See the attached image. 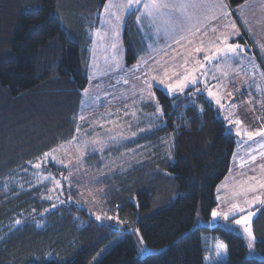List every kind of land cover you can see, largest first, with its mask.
<instances>
[{"label": "trees", "instance_id": "1", "mask_svg": "<svg viewBox=\"0 0 264 264\" xmlns=\"http://www.w3.org/2000/svg\"><path fill=\"white\" fill-rule=\"evenodd\" d=\"M106 2L0 0V264H88L122 228L82 207L75 187L62 185L49 200L44 184L26 178L42 155L74 136L90 31ZM142 34L133 11L123 32L127 66L146 49ZM198 88L171 96L155 87L159 106L148 115L155 128L129 145L139 162L98 180L106 212L118 210L128 229L97 264H264V204L253 220L260 257L249 254L243 235L212 222L238 141ZM89 156L93 170L102 167L98 153ZM46 167L60 175L56 163ZM142 241L152 251L139 257ZM219 243L226 250L217 255Z\"/></svg>", "mask_w": 264, "mask_h": 264}, {"label": "rangeland", "instance_id": "2", "mask_svg": "<svg viewBox=\"0 0 264 264\" xmlns=\"http://www.w3.org/2000/svg\"><path fill=\"white\" fill-rule=\"evenodd\" d=\"M107 2L106 7L109 4L113 6L108 12L104 9L98 27L90 31L92 42L89 80L83 91L74 136L70 140L60 142L47 152L48 156L42 155L32 164L26 177L32 180L29 184H44L48 190L45 198L49 200L56 199L65 189L62 185L75 187L81 194L79 204L82 207L104 223L122 226L119 234L104 245L88 264H97L106 252L124 238L125 230L128 229L126 227L128 218L122 217L118 210L106 212L100 202L101 190L96 186L98 180L139 162L137 154L129 149V145L138 133L155 128L148 117L152 116L150 107L159 106L154 88L159 87L171 96L180 94L182 92L166 91V86L181 81L186 75L190 78L194 75L198 82L195 85L189 83L184 91L199 85L198 92L204 94L206 99L214 104L224 119L227 130L234 133L238 141L236 153L234 152L231 160L229 176L227 175L225 182L223 180L217 188L219 189L217 201L219 198L220 202L216 210L228 211L232 204H239L247 211L264 202V187H261L264 178L253 175L255 164L264 170V159L256 161L259 158L257 156L253 159L255 152L260 150L264 155V135L251 137L248 135L264 132V9L256 8L259 1L250 0L243 5L240 4L241 6L230 4L229 9L232 10L229 14L226 7H214L211 10L209 7H199L190 10L192 15L190 23L193 25L196 24L197 18L201 21H204L205 17L216 18L198 25L200 31L195 32L193 29L195 34L185 32L184 39L176 36V40L172 39L171 35L166 36L163 32H157V26L163 17H156L154 20L146 14L145 8L140 11L138 9V21L146 49L132 66L125 63L124 23L127 16L136 11L140 4H136V9L133 7L125 12L119 7L123 0ZM150 2L151 0L147 1ZM191 2L226 6L227 0ZM162 11L167 13L168 10ZM117 16L120 17L119 20L116 19ZM227 18L228 27L225 21ZM219 21L222 22L221 29H216L213 36L208 34L207 24L213 27ZM235 35L237 40L233 42L231 39ZM225 36L228 37L227 43L237 44L243 51L238 49V54H229L227 62L219 58L205 61L203 59L205 54H211L215 50L214 45L217 41L224 47ZM177 40L179 42H176ZM197 47H202L205 51L197 53L195 51ZM223 55L224 53L219 54ZM200 63L204 64V68L199 67ZM193 69L196 71L193 72ZM146 80L152 85L150 89L144 82ZM160 80L164 81L163 85ZM209 90L214 93L213 96L208 95ZM217 98L220 104L216 103ZM158 113L160 114V111ZM132 123L136 125L135 129L126 125ZM123 145L127 148L122 147ZM135 149L146 148L138 145ZM94 153L100 156L96 163L100 161L102 167L98 168L99 165H96V169L93 170L89 155ZM49 162H54L61 168L59 176L46 170ZM38 163L40 166L37 168ZM249 213L252 214V227L254 211L236 212L234 215L230 214L227 220L218 216L214 218V222L222 221L220 224L224 228H232L241 233L249 247V237L243 225L235 223V219ZM199 216L200 211L196 226L202 223ZM18 221L20 223V219ZM249 249L251 254L260 257L254 241ZM151 251L152 249L142 241L138 255L143 257Z\"/></svg>", "mask_w": 264, "mask_h": 264}, {"label": "snow or ice", "instance_id": "3", "mask_svg": "<svg viewBox=\"0 0 264 264\" xmlns=\"http://www.w3.org/2000/svg\"><path fill=\"white\" fill-rule=\"evenodd\" d=\"M140 2L141 0H123V2L119 5V7L123 9L125 12H128L129 9H132L134 4H138ZM112 6L113 5L109 4V6L105 8V12H108L109 8ZM199 7H209V9L211 10L214 7L224 8L226 6L223 4L212 5V6L205 5V4H197V3L191 2V0H171V2H169V0H151L150 3L144 4V8L148 16L153 17L154 20L156 17H163L159 25L157 26V32L158 33L163 32L164 35L166 36L171 35L172 39L174 40H176V36H180L181 39H184L185 32H190L192 34H195V32L200 31V28L198 25L203 24L205 21H210L211 19L216 18L215 16L205 17L204 21H201L199 20V18H197L196 24L195 25L191 24L190 21L192 20V15L190 14V10H193ZM163 9H167L168 10L167 13L163 12L162 11ZM116 19L119 20L120 17L117 16ZM232 27H235V26L232 25ZM193 29H195V32L193 31ZM212 30L215 31L216 29L213 28ZM227 39L228 37L226 36L223 38L224 47H216L215 50L212 51L211 54H205L203 59L205 61H212L214 59L219 58V59H224L227 62V60L229 59V54H233V55L238 54V49L240 51H243L242 49H240L239 45L227 43ZM176 42H179V41L177 40ZM195 51L199 53L201 51H205V49L202 47H197ZM220 53H224V55L219 56ZM197 63H199V61H197ZM199 67L201 69L204 68V64L200 63ZM192 71L195 72L196 69H193ZM165 75H167V73H165ZM153 79H156V78L153 77ZM144 82L148 84V87L150 89L152 85L148 83L147 80ZM159 82L162 85L164 84L163 80H160ZM197 82H198L197 78L194 75L191 78L186 75L183 77L181 81H178L174 84H168L166 86V91L173 92V93L177 91L183 92L184 88L187 87L189 83L192 85H195L197 84ZM208 95L213 96L214 93L211 90H209ZM216 103L220 104V100L218 98L216 99ZM158 111H161L162 113V110L159 108H158ZM81 118L83 119V117ZM236 123H241V122L236 121ZM248 135L249 137H251L252 135H264V132L248 133ZM45 155L48 156L49 154L45 153ZM253 159H255V157H253ZM39 166L40 165L38 163L36 167L38 168ZM261 187H264V184H262ZM244 211L245 209L241 207L239 204H232L228 211H218L216 209H213L211 212V215L214 218L218 216H222L223 219L227 220L230 214L234 215L236 212H244ZM251 215L252 214L249 213V215L247 216L241 217L240 219H235V223L237 225H243L244 231L247 233L249 237V247L252 246V241L255 240L254 232L251 227ZM97 219H99V217H97ZM16 223H19V221H16ZM140 239L142 240L143 238L140 237ZM221 250H226V245L219 243L217 245V255L220 254Z\"/></svg>", "mask_w": 264, "mask_h": 264}, {"label": "crops", "instance_id": "4", "mask_svg": "<svg viewBox=\"0 0 264 264\" xmlns=\"http://www.w3.org/2000/svg\"><path fill=\"white\" fill-rule=\"evenodd\" d=\"M108 1V0H107ZM147 1L148 0H141V2L139 3L140 4V7H138L137 9H139V11L140 10H142L143 8H144V4L145 3H147ZM248 1H250V0H246L244 3H246V2H248ZM259 1V3L258 4H256L257 5V7L256 8H259V9H264V0H258ZM244 3H242L241 5H243ZM108 4V2H106L105 3V6H104V8H103V10H102V13L101 14H103V12H104V9H105V7H106V5ZM240 4H239V6H241ZM238 6V7H239ZM133 7L135 8L136 7V4H134L133 5ZM132 7V8H133ZM229 7H230V2H229V0H227V2H226V11L228 12V14H229V12H230V10H232V9H229ZM136 9V8H135ZM130 10V9H129ZM128 10V11H129ZM136 11H138V10H136ZM139 11H138V13H137V23H138V25H139V21H138V16H139ZM223 11V10H222ZM220 14H222V15H224L223 14V12H220ZM219 14V15H220ZM227 14V16H229ZM128 17V16H127ZM224 20V19H223ZM225 21H226V24H227V27H228V18L227 19H225ZM125 22H126V19H125ZM221 25H222V22L221 21H219L218 23H217V25L216 26H213V27H210L209 26V24H207V27H208V31H207V33L208 34H211V36H213L214 35V31L212 30L213 28H215V29H221ZM124 27H125V23H124ZM139 27H140V25H139ZM141 28V27H140ZM142 30V29H141ZM143 33V32H142ZM236 35L234 36V38H232L231 40L233 41V42H236ZM240 38V37H239ZM228 40V39H227ZM223 45H224V43H223ZM222 46V44L219 42V41H217L216 42V44L214 45V47L216 48V47H221ZM213 48V47H212ZM238 150H239V148H238ZM238 150H237V153H239L238 152ZM236 153V152H235ZM255 156H257V157H259V158H257L256 159V161H263V159H264V155H263V152H262V150H260L259 152H255V154H254V157ZM245 160H247V159H245ZM253 161V160H252ZM253 175H255V176H261L262 178H264V170L260 167V166H257L256 164L254 165V167H253ZM229 173V172H228ZM228 176H229V174H227ZM226 175V176H227ZM228 178V177H227ZM226 178V179H227ZM225 179V178H224ZM223 179V180H224ZM225 179V180H226ZM222 180V181H223ZM225 180H224V182H225ZM221 181V182H222ZM220 182V183H221ZM223 182V183H224ZM220 183H219V185H220ZM222 183V184H223ZM218 185V186H219ZM218 186H217V188H218ZM220 188V187H219ZM216 192H217V195L219 196V189L218 190H216ZM219 202H220V200H219V198H218V201H217V206L215 207V209H217L219 206H218V204H219ZM264 204V202H262V203H258V205L257 206H255V207H253V208H251L250 210H245L244 212H242V213H247V212H249V211H254V213H255V216H254V218L256 217V215H257V212H258V209H259V206H261V205H263ZM240 215V214H239ZM236 216H238V215H236ZM254 218H253V220H254ZM212 222L213 223H215L214 222V217H213V219H212ZM222 222V221H221ZM221 222H217V223H221ZM216 224V223H215ZM221 225V224H220ZM228 230H232V231H235V230H233L232 228H227ZM252 229H253V221H252ZM235 232H237V231H235ZM237 233H239V232H237ZM239 234H241V233H239ZM242 235V234H241ZM254 242H255V240H254ZM251 251H250V249H249V254L251 255V256H255L256 254H251L250 253Z\"/></svg>", "mask_w": 264, "mask_h": 264}]
</instances>
